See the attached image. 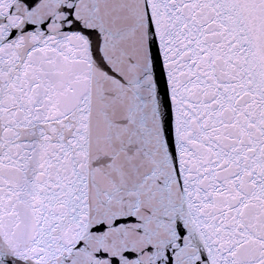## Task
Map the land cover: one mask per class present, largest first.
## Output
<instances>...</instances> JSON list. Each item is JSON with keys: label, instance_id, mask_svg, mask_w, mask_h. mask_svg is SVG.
<instances>
[{"label": "snow or ice", "instance_id": "snow-or-ice-1", "mask_svg": "<svg viewBox=\"0 0 264 264\" xmlns=\"http://www.w3.org/2000/svg\"><path fill=\"white\" fill-rule=\"evenodd\" d=\"M0 264H264V0H0Z\"/></svg>", "mask_w": 264, "mask_h": 264}]
</instances>
